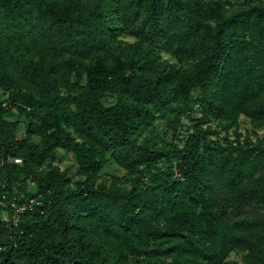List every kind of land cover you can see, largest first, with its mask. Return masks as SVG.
<instances>
[{"label": "trees", "instance_id": "obj_1", "mask_svg": "<svg viewBox=\"0 0 264 264\" xmlns=\"http://www.w3.org/2000/svg\"><path fill=\"white\" fill-rule=\"evenodd\" d=\"M242 115L264 125V0H0V210L25 205L0 264H264Z\"/></svg>", "mask_w": 264, "mask_h": 264}, {"label": "rangeland", "instance_id": "obj_2", "mask_svg": "<svg viewBox=\"0 0 264 264\" xmlns=\"http://www.w3.org/2000/svg\"><path fill=\"white\" fill-rule=\"evenodd\" d=\"M232 2H241L242 0H231ZM191 120L186 116L183 115L181 118V122H180V129L177 133H174L173 129L169 128V134L168 137L170 139H173L175 141H178L179 143L184 142V139L187 137L188 132L192 130L191 127ZM159 125H160V129H164V128H168V125L166 123V120H161L159 121ZM238 131H241L243 136L249 134L253 139H257L258 137H262L264 138V125L262 126H258L255 125L254 123H252V121L245 115H242L238 124ZM23 129H19V135H23L24 133ZM222 134H225V131L222 129ZM229 136L231 138H235L236 137V128H232L229 131ZM57 156H60V161H58L60 163V165L63 168H67L69 170V174L76 177V163H75V155L71 154V153H67V152H61V151H57L56 152ZM110 169H112V167H110ZM112 171V170H111ZM27 190H31V185H27L26 191ZM25 192H23L21 194V196H25L24 194ZM15 203L17 205H20V203H17L15 201ZM24 204V203H23ZM24 206V205H21ZM16 213V209L13 212H9V210H0V215L2 216L3 219L10 221L12 220L13 215ZM234 256H236L234 254Z\"/></svg>", "mask_w": 264, "mask_h": 264}, {"label": "built area", "instance_id": "obj_3", "mask_svg": "<svg viewBox=\"0 0 264 264\" xmlns=\"http://www.w3.org/2000/svg\"><path fill=\"white\" fill-rule=\"evenodd\" d=\"M15 160L21 161L22 158L16 157ZM12 204H13L14 208L16 209V213L13 215L12 220L14 223H16L19 219V212H21L24 209L25 205L24 206L17 205L15 202H13Z\"/></svg>", "mask_w": 264, "mask_h": 264}]
</instances>
